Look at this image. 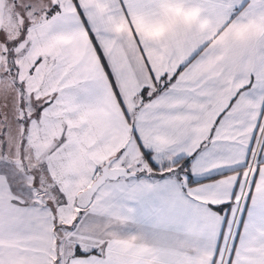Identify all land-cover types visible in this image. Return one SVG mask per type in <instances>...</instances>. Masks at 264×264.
<instances>
[{"label": "snow or ice", "instance_id": "snow-or-ice-1", "mask_svg": "<svg viewBox=\"0 0 264 264\" xmlns=\"http://www.w3.org/2000/svg\"><path fill=\"white\" fill-rule=\"evenodd\" d=\"M0 264H264V0H0Z\"/></svg>", "mask_w": 264, "mask_h": 264}]
</instances>
